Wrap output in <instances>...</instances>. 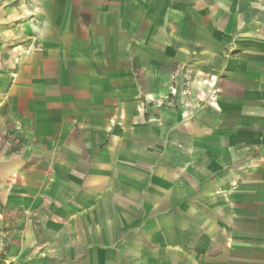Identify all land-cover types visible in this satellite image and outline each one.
<instances>
[{
    "label": "crops",
    "instance_id": "0c3cea01",
    "mask_svg": "<svg viewBox=\"0 0 264 264\" xmlns=\"http://www.w3.org/2000/svg\"><path fill=\"white\" fill-rule=\"evenodd\" d=\"M197 4L184 35L208 44L196 58L216 84L190 116L157 104L173 76L157 15L131 4L60 25L37 7L30 29L0 6L9 264H264V0ZM46 201L61 209L41 214Z\"/></svg>",
    "mask_w": 264,
    "mask_h": 264
},
{
    "label": "rangeland",
    "instance_id": "374dc122",
    "mask_svg": "<svg viewBox=\"0 0 264 264\" xmlns=\"http://www.w3.org/2000/svg\"><path fill=\"white\" fill-rule=\"evenodd\" d=\"M131 4L141 7L142 12H144L145 21H147L149 17V12H151V15H157L155 24H153L154 29H152L151 33L153 35L154 32H157L156 38L158 41L162 39L159 38V36L163 38L166 37L168 41L167 45L158 44L156 46L158 65L164 66V64H168V61H165L162 55H164L165 52H173L172 81L166 93H163V95L157 99V104H159V102H161V104L167 103L173 108H176L177 111L181 105H185L187 108H184V114H189V116L193 115L194 107L198 101L211 100V90L216 84V80H213L212 76L202 77L207 73L202 70L204 65L202 66V63L196 58L197 52L202 51L203 47H208V44H199L197 41L201 40L196 38H190L188 40L184 35V32L187 30H189L190 33H197V0H168L167 3L166 0H0V6L10 7L13 10V28H16L19 21L23 20L29 24L28 26L30 29L35 28L36 25V15L38 14L35 13V11L38 10L37 7H41L39 10L43 11L39 12H43L48 21L51 23L57 22L61 25L64 20H69L70 16L75 17L80 15L82 19L92 21L97 19L102 11L116 9V7L118 11H120L122 5L128 7L131 6ZM51 6L67 7L69 10L66 13H62L56 10V8H51ZM19 8H23L24 12H20ZM27 8H29V12H26ZM115 14L116 12L113 13V16H115ZM70 19H72V17H70ZM126 39L128 38L126 37ZM186 42H189V44ZM16 47L17 46H14V48ZM209 47L211 48L212 46L210 45ZM35 49H37L36 43L28 46V51L30 53H33ZM145 51L147 52L148 50ZM186 55L188 57H186ZM203 73L205 74L203 75ZM209 86L211 88L209 93H207ZM9 145L13 152H18L23 146L22 135H13ZM19 176L18 174L14 177L15 179L18 178V180H16L18 183ZM47 203L48 204L39 205L41 214L43 213L45 216L50 215L54 209L55 211L61 209L60 206H54L49 202ZM82 207L84 208L85 206L77 204L70 207L72 208L70 210L59 211L64 214H71L74 211H80ZM9 214L8 205L5 203L3 192L0 189V264H9L10 245L8 238L10 237V233L14 231L11 229L10 220H8ZM17 223L18 222H16V224ZM30 224H36V221H31Z\"/></svg>",
    "mask_w": 264,
    "mask_h": 264
}]
</instances>
